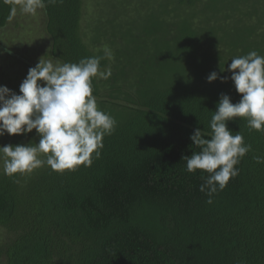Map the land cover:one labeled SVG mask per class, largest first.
I'll return each mask as SVG.
<instances>
[{
    "label": "trees",
    "instance_id": "obj_1",
    "mask_svg": "<svg viewBox=\"0 0 264 264\" xmlns=\"http://www.w3.org/2000/svg\"><path fill=\"white\" fill-rule=\"evenodd\" d=\"M115 1L127 15L138 1L158 7L147 15L154 23L147 34L159 61L140 68L101 60L111 76L92 79L93 96L116 124L90 166L56 172L44 164L13 177L2 169L0 227L12 240L0 245V264H264V164L253 159L264 156V131L243 118L227 122L251 151L212 204L200 191L208 174L188 172L182 159L200 151L190 136L211 132L221 95L241 99L231 60L264 56V0ZM44 3L52 58L78 63L105 48L113 53L116 37L100 42L93 26L83 33L85 0ZM10 7L0 0V30ZM114 25L123 31L119 20ZM214 71L226 82L208 83ZM16 137L11 145L21 144Z\"/></svg>",
    "mask_w": 264,
    "mask_h": 264
},
{
    "label": "clouds",
    "instance_id": "obj_2",
    "mask_svg": "<svg viewBox=\"0 0 264 264\" xmlns=\"http://www.w3.org/2000/svg\"><path fill=\"white\" fill-rule=\"evenodd\" d=\"M63 0H48L50 4ZM11 5L7 20L11 22L19 11L35 15L46 7L44 0H4ZM29 68L26 78L19 86V94L6 86H0V137L24 135L34 129L39 143L0 146L4 174L13 177L24 175L47 164L51 170L64 172L78 166L91 165V157L101 155L103 137L114 131L116 121L98 109L93 96L92 79L111 76V69L100 70L102 59H111L107 48L103 56L82 58L78 63H61L59 59H44ZM55 61V62H54ZM225 68L220 67V72ZM227 71L231 81L241 95L238 103L222 94L215 112H212L210 133L196 128L190 136L193 145L200 148L190 157H183L187 171L201 170L203 183L201 192H206L212 204V196L223 190L229 180L238 176L235 168L251 145L245 144L243 135L233 134L227 122L243 118L250 130L264 131V56L256 51L237 56L231 60ZM218 78L226 82L228 77H218L212 72L207 82ZM43 82V84L39 83ZM210 138H205V136ZM41 154L45 158L41 159ZM258 164H264V156H254Z\"/></svg>",
    "mask_w": 264,
    "mask_h": 264
},
{
    "label": "rangeland",
    "instance_id": "obj_3",
    "mask_svg": "<svg viewBox=\"0 0 264 264\" xmlns=\"http://www.w3.org/2000/svg\"><path fill=\"white\" fill-rule=\"evenodd\" d=\"M123 1L125 4L132 2V0ZM138 2L135 7L133 5V9H137L136 13L127 15L126 7L115 0H85L83 33L91 35L90 27L93 26L96 32L93 37L100 42H112V38L116 37L112 47L114 49L113 65L114 63L115 65H141L140 68H142V65L145 67L157 65V59L159 61V56H155L157 48L152 43L154 39L147 34V31L154 26L147 15L153 13L152 11H158V7ZM17 8L16 17L8 22L6 28L0 30V86H6L19 94V86L26 78L29 68L34 67L43 56L46 60L53 58L52 41L45 31L47 21L42 9H39L35 15H31L21 13L19 5ZM131 12L132 10L130 14ZM155 15L158 17L157 13ZM118 20L123 27L121 32L114 27ZM126 26L129 27V33L125 31ZM122 37L127 39V43L121 40ZM39 83L43 84V82ZM22 136L21 144L23 145L39 143V136L35 129ZM18 140L16 136L5 134L0 137V146L2 143L10 144ZM2 169L3 159H0V172ZM10 240H12L11 236L0 227V245ZM1 264H6L5 258Z\"/></svg>",
    "mask_w": 264,
    "mask_h": 264
}]
</instances>
